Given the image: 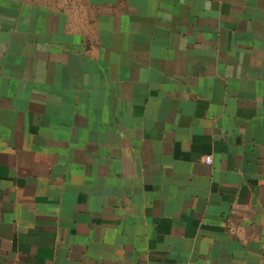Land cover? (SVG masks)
I'll list each match as a JSON object with an SVG mask.
<instances>
[{"label": "crops", "instance_id": "1", "mask_svg": "<svg viewBox=\"0 0 264 264\" xmlns=\"http://www.w3.org/2000/svg\"><path fill=\"white\" fill-rule=\"evenodd\" d=\"M0 264H264V0H0Z\"/></svg>", "mask_w": 264, "mask_h": 264}, {"label": "built area", "instance_id": "2", "mask_svg": "<svg viewBox=\"0 0 264 264\" xmlns=\"http://www.w3.org/2000/svg\"><path fill=\"white\" fill-rule=\"evenodd\" d=\"M206 161H207L208 163H210V162H211V157H206Z\"/></svg>", "mask_w": 264, "mask_h": 264}]
</instances>
